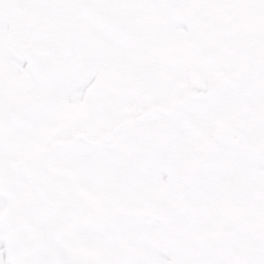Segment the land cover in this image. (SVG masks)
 I'll return each instance as SVG.
<instances>
[{
	"label": "snow or ice",
	"instance_id": "obj_1",
	"mask_svg": "<svg viewBox=\"0 0 264 264\" xmlns=\"http://www.w3.org/2000/svg\"><path fill=\"white\" fill-rule=\"evenodd\" d=\"M0 264H264V0H0Z\"/></svg>",
	"mask_w": 264,
	"mask_h": 264
}]
</instances>
